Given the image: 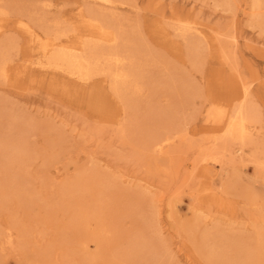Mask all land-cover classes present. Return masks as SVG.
Wrapping results in <instances>:
<instances>
[{
    "label": "rangeland",
    "instance_id": "rangeland-1",
    "mask_svg": "<svg viewBox=\"0 0 264 264\" xmlns=\"http://www.w3.org/2000/svg\"><path fill=\"white\" fill-rule=\"evenodd\" d=\"M114 1L0 0V47L10 66L32 68L0 78V264H214L206 234L223 239L227 264L245 249L244 264H264V30L253 0ZM102 13L136 37L142 72L125 98L95 79L110 118L49 90L53 74L33 71L41 54L18 24L44 35ZM241 88L247 97L233 100ZM242 103L257 122L236 153L205 118ZM163 132L174 140L158 155L147 146Z\"/></svg>",
    "mask_w": 264,
    "mask_h": 264
},
{
    "label": "bare ground",
    "instance_id": "bare-ground-1",
    "mask_svg": "<svg viewBox=\"0 0 264 264\" xmlns=\"http://www.w3.org/2000/svg\"><path fill=\"white\" fill-rule=\"evenodd\" d=\"M48 7L53 0H38ZM88 1V0H84ZM104 6H112L114 0H91ZM49 4V5H48ZM254 22L264 30V0H253ZM261 11V12H260ZM6 12L0 11V32L7 21ZM110 17V18H109ZM34 22V16H31ZM81 25L75 28H62L59 24L46 27L44 35L37 32L33 26L25 21L18 22L22 32L29 37L33 48L41 54L40 60L34 62L35 72L53 74L50 78L49 90L61 96L77 99L84 103L88 111L110 118L116 115V107L105 94L101 86H95V79L103 76L102 82L109 81L113 95L125 98L129 94H139V82L142 79L140 64L137 62L139 52L130 48L136 37L120 35L118 28L112 23L107 13L81 16ZM38 22H41L38 21ZM34 22V23H38ZM177 30L186 37L192 28L181 24ZM197 32L201 33L198 29ZM139 43V42H138ZM136 43V44H138ZM6 47H0V78H27L32 74V68L25 67L19 71L17 67L9 65ZM247 89L241 88L233 94V100L247 97ZM81 98V100H79ZM81 101V102H80ZM257 122L256 115L245 105L239 104L232 110L227 105H220L209 109L206 113V129L210 132L222 131L224 143L237 142L240 144L236 153H241L243 147L251 143L252 129ZM177 129V126L174 128ZM174 135L170 132L156 133L148 142V148L158 155L172 144ZM228 150L226 146L217 153H206L202 160H217ZM208 252L209 260L214 264L230 263L221 238H210ZM257 237L264 239V233ZM262 241V240H261ZM264 246V245H263ZM242 263L249 258V249L242 251Z\"/></svg>",
    "mask_w": 264,
    "mask_h": 264
}]
</instances>
